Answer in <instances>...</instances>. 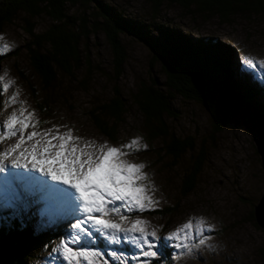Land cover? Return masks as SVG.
I'll return each mask as SVG.
<instances>
[{
	"label": "rangeland",
	"instance_id": "rangeland-1",
	"mask_svg": "<svg viewBox=\"0 0 264 264\" xmlns=\"http://www.w3.org/2000/svg\"><path fill=\"white\" fill-rule=\"evenodd\" d=\"M100 1L125 19L145 26L153 35H158L155 30L157 25H167L192 40L202 37L216 39L232 52V70L249 82L256 81L264 93V69L249 68L242 63L243 58L253 59L257 63L264 61L263 14L249 15L248 12L247 18L240 14L230 22L223 23L215 16L207 19L169 1L157 8H153L148 0ZM70 12L78 14L79 8L73 7ZM30 25L35 32L40 33L51 25V20L43 14L31 18L20 12L0 31V47L8 45L7 50L0 52V108H3L0 121L7 119L13 110L19 116L21 107L27 109L25 116L34 110L32 122L39 123L34 128H28L25 135L32 131L43 134L51 130V135L55 136L57 132L64 134L71 130L74 136L82 138L78 141L79 144H94V149H89L90 151L105 144L109 147H121L138 139L140 151H135L133 146L131 154L122 159L145 165L142 171L147 173V179L139 183L147 185L148 194L156 203L144 212L130 213L124 227H130L135 219L144 220L147 222V231H156L159 239L156 241L158 247L153 249L157 251L156 257H138L136 261L130 259L128 264H259L258 249L264 245V229L255 222L254 207L263 194L264 171L252 135L245 125L236 123L235 118L221 125L215 120L214 108L175 93L171 100L174 114L165 117L166 123L175 136L193 138L195 148L192 153L188 151L174 159L161 151L164 140L157 139L152 145L145 141L141 113L132 103L131 95L142 82L155 79L167 91L164 84L165 73L146 45L126 34L120 35L126 49V60L121 77L115 81L112 77L110 45L104 33L97 31L86 41V50L94 71L87 77L84 68L75 70L72 75L58 71L52 88L45 89L30 64L25 46L29 40L25 27ZM84 77L86 82L81 85L79 81ZM10 82L11 86L5 88ZM115 89L125 99L127 112L117 127L116 139L112 141L92 125L88 111L96 104L109 100ZM13 94L16 95L17 102L4 107V98ZM41 101H46L43 106L45 115L38 108ZM257 101L264 105V95L258 96ZM47 138L43 135L35 137L22 145L20 151L30 148L36 140H41L43 144ZM18 139L19 133L16 137L5 140L0 147L7 150ZM145 144L147 148L143 147ZM201 150L204 160L196 187L189 195L183 196L181 189L184 173L190 168L193 157ZM4 163L8 164L9 161ZM167 208L173 209L170 214L166 213ZM41 210L45 212L43 216L40 215ZM0 211L8 210L0 208ZM28 214L36 223V231L49 226H61L58 237L47 247L33 253L27 262L53 264L50 255L52 249L66 235L75 217L64 205H52L43 201L34 204ZM200 218L205 221L204 244L198 243L199 237L190 240L167 239L170 233L190 220L194 224L191 233L195 236V224ZM97 243L104 252L103 256L98 257V264H105V260L107 264H114L108 256V249L104 248V241L98 240ZM178 244L191 247V251L186 247H177ZM112 247L128 255L139 252L126 243L114 244Z\"/></svg>",
	"mask_w": 264,
	"mask_h": 264
},
{
	"label": "trees",
	"instance_id": "trees-1",
	"mask_svg": "<svg viewBox=\"0 0 264 264\" xmlns=\"http://www.w3.org/2000/svg\"><path fill=\"white\" fill-rule=\"evenodd\" d=\"M153 8L169 1L209 19L217 17L227 23L235 16L250 13L264 15V0H148ZM73 7L79 13H71ZM34 18L46 15L51 25L40 33L32 25L25 27L29 40L26 49L30 64L40 78L43 88L50 89L56 81L57 72L72 75L84 68L87 77L92 68L86 41L97 31L104 33L112 52L113 79L123 73L126 49L120 35L126 34L142 42L153 53L165 73V92L157 80L142 82L131 95L132 103L142 116L143 137L148 144L157 139L163 141V151L174 159L194 150L191 137H177L169 130L166 116L173 115L171 100L174 94L205 103L214 108L219 94L225 90L237 92L243 100L264 114V105L257 97L264 95L262 87L253 80L249 82L232 70V52L227 46L211 37L196 40L169 26L157 25L158 35L141 24L125 19L109 5L100 0H0V31L18 13ZM85 77L79 83L82 85ZM171 91V92H170ZM236 94V93H235ZM38 108L41 114L46 101ZM127 112L126 101L119 90H114L109 100L96 104L88 111L92 125L99 133L114 141L117 127ZM204 153L193 157L191 166L182 179V195L187 196L196 187L197 176L203 164ZM172 208L165 209L171 213ZM164 211V210H163ZM253 219V215H251ZM255 219V217H254ZM256 222V221H255ZM258 225V224H257ZM36 223L30 214L11 217L10 211H0V264H27L40 248L48 246L58 237L61 226H49L36 231ZM259 264H264V245L258 249Z\"/></svg>",
	"mask_w": 264,
	"mask_h": 264
},
{
	"label": "snow or ice",
	"instance_id": "snow-or-ice-1",
	"mask_svg": "<svg viewBox=\"0 0 264 264\" xmlns=\"http://www.w3.org/2000/svg\"><path fill=\"white\" fill-rule=\"evenodd\" d=\"M7 49L5 44L0 47V52ZM242 63L249 68L264 69V61L257 63L243 58ZM10 86L11 82L5 88ZM16 102L15 94L2 101L4 107ZM26 111L21 107L18 116L13 110L7 119L0 121V145L19 133L14 145L7 150L0 147V174H4L0 175V208L9 210L13 218L23 217L34 204L43 201L62 204L74 215V223L52 249L53 264H98V257L104 255L98 240L104 241V248L108 249V256L114 264H128L130 259L136 261L138 257H156L157 251L153 249L158 247L156 241L159 238L156 231H147L146 221L135 219L130 227H124L130 213L144 212L156 203L148 194L147 185L139 183L147 179V173L142 171L145 165L122 159L131 154L133 146L135 151H140L138 139L121 147L105 144L90 151L94 149V144H79L82 138L74 136L71 130L64 134L57 132L55 136L51 135V130L43 134L32 131L25 135L28 128H34L39 123L32 122L34 110L25 116ZM0 115H3V108H0ZM41 135L48 137L43 144L41 140H36L30 148L20 151L22 145ZM143 147L147 148V145ZM44 214L41 210L40 215ZM204 223V219L200 218L195 224V236L191 233L194 224L190 220L170 233L167 239L199 237L198 243L204 244ZM121 243L138 249V254L128 255L112 247ZM177 247H186L191 251V247L185 244H178Z\"/></svg>",
	"mask_w": 264,
	"mask_h": 264
},
{
	"label": "water",
	"instance_id": "water-1",
	"mask_svg": "<svg viewBox=\"0 0 264 264\" xmlns=\"http://www.w3.org/2000/svg\"><path fill=\"white\" fill-rule=\"evenodd\" d=\"M248 104L249 102L243 100L237 92L225 90L215 100V120L217 123L225 125L236 117V123L245 125L252 135L264 171V114L251 109ZM254 217L256 223L264 229V187L263 194L254 207Z\"/></svg>",
	"mask_w": 264,
	"mask_h": 264
},
{
	"label": "bare ground",
	"instance_id": "bare-ground-1",
	"mask_svg": "<svg viewBox=\"0 0 264 264\" xmlns=\"http://www.w3.org/2000/svg\"><path fill=\"white\" fill-rule=\"evenodd\" d=\"M249 107H251V106H249ZM251 109H253V110H256V109H254L253 107H251ZM257 111V110H256ZM256 117V116H255ZM236 118V117H235ZM237 119V118H236Z\"/></svg>",
	"mask_w": 264,
	"mask_h": 264
}]
</instances>
